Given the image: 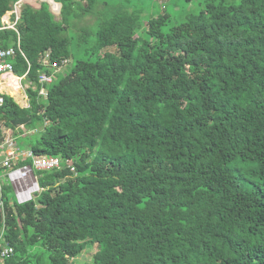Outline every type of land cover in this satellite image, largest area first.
Here are the masks:
<instances>
[{
    "label": "trees",
    "instance_id": "16d2710c",
    "mask_svg": "<svg viewBox=\"0 0 264 264\" xmlns=\"http://www.w3.org/2000/svg\"><path fill=\"white\" fill-rule=\"evenodd\" d=\"M55 1L0 29V142L61 162L4 186L0 264H264V0Z\"/></svg>",
    "mask_w": 264,
    "mask_h": 264
},
{
    "label": "built area",
    "instance_id": "2783aa9c",
    "mask_svg": "<svg viewBox=\"0 0 264 264\" xmlns=\"http://www.w3.org/2000/svg\"><path fill=\"white\" fill-rule=\"evenodd\" d=\"M16 21L11 24L2 25L0 29H15L14 25ZM17 50L20 51L19 45L16 47L0 48V77L4 73L14 72L12 59L16 55ZM47 59L48 53L45 54L44 64H46ZM55 66V62L51 63V67ZM39 81L50 83L52 76L45 71H41L39 73ZM3 91L0 88V105L3 103ZM0 150H3V153L0 155V206L4 204V186L10 187L17 204H24L32 200L35 194L41 191L36 171L53 170L59 168L61 163L60 158L57 156L38 155L28 146L20 147L12 137L0 142ZM12 254L13 247L5 239L4 231L2 230L0 232V261Z\"/></svg>",
    "mask_w": 264,
    "mask_h": 264
},
{
    "label": "crops",
    "instance_id": "0c3cea01",
    "mask_svg": "<svg viewBox=\"0 0 264 264\" xmlns=\"http://www.w3.org/2000/svg\"><path fill=\"white\" fill-rule=\"evenodd\" d=\"M19 2H17L16 1V3L14 2L12 5H11V9L9 10V12H7V13H5L3 16H2V18H1V22H2V25H6V24H11V23H13L14 21H16L18 18H19V16H20V13H21V10H22V7L24 6V5H29V6H31L32 8H34V9H40L42 6H44V5H42L43 3H45L46 4V6H47V9L54 15V12L50 9V5H51V3L48 1V0H18ZM42 1H44V2H42ZM36 5H38V7H35ZM8 76V75H11V76H13V78L15 77V78H18V79H22L23 78V76H17L16 74H15V72H12V73H4L1 77H0V87H1V85L2 84H4L5 83V81H6V79H5V76ZM21 77V78H20ZM15 78H14V81H15ZM16 82V81H15ZM12 87V86H11ZM1 89H3V88H1ZM4 91V93H6V94H8V95H10V96H12L11 94H9L8 93V90H6V88H4L3 89ZM26 95V94H25ZM15 98V97H14ZM22 101H23V99H21ZM19 105H20V103L17 101V100H15ZM26 102H28V99H27V101H24V103H26ZM22 104V103H21ZM22 106V105H21ZM22 107H25V106H22Z\"/></svg>",
    "mask_w": 264,
    "mask_h": 264
},
{
    "label": "rangeland",
    "instance_id": "374dc122",
    "mask_svg": "<svg viewBox=\"0 0 264 264\" xmlns=\"http://www.w3.org/2000/svg\"><path fill=\"white\" fill-rule=\"evenodd\" d=\"M38 1V0H37ZM50 3H51V5H50V9L54 12V19L55 20H57V21H59L60 19H61V14H60V3H57V2H55L54 0H48ZM42 2H44V1H42ZM81 2L82 3H84V0H81ZM35 7H38V5H36ZM7 12H9V11H7ZM6 12V13H7ZM90 21V15H88V16H86L83 20H82V23H84V24H87L88 22ZM56 68H58V66L56 67ZM13 78V77H12ZM21 78V77H20ZM12 80V79H11ZM16 80H17V82L15 83V86L13 87V88H15V90H16V92L18 93V94H20L19 96H20V99H23V101H21V102H19L20 103V105L19 106H27L28 104H27V102L26 103H24V101H27V96L25 95L26 93H25V90H26V88L28 87V85H29V83L28 82H26L25 81V79H24V77L20 80V79H18V78H16ZM17 86V87H16ZM43 91H44V93H45V90L43 89ZM9 93V92H8ZM4 94H6V93H4ZM9 94H11V93H9ZM12 95V97H13V99L15 100V95H13V94H11ZM22 97V98H21ZM22 103V104H21ZM40 132L39 131H37V130H31V131H29V133L28 134H30V136L29 137H27L26 138V141H27V143H30V142H32L34 139H35V137H37L38 136V134H39ZM11 137L12 136H8V137H6L5 139H8V138H10L11 139ZM3 153V150H0V155ZM83 258H85V256L83 255L82 256Z\"/></svg>",
    "mask_w": 264,
    "mask_h": 264
},
{
    "label": "bare ground",
    "instance_id": "6f19581e",
    "mask_svg": "<svg viewBox=\"0 0 264 264\" xmlns=\"http://www.w3.org/2000/svg\"><path fill=\"white\" fill-rule=\"evenodd\" d=\"M13 76H11V75H6L5 76V79H6V81H5V83L4 84H2L1 85V87L0 88H6V90H8V92L9 93H11V94H13V95H15V100H17L18 102H21L22 100L20 99V94H18L17 92H16V90H15V88H13L14 86H15V83L17 82V80H16V78H15V81H14V78H12ZM12 79V80H11ZM12 86V87H11ZM17 87V86H16ZM22 98V97H21Z\"/></svg>",
    "mask_w": 264,
    "mask_h": 264
},
{
    "label": "clouds",
    "instance_id": "9594fccd",
    "mask_svg": "<svg viewBox=\"0 0 264 264\" xmlns=\"http://www.w3.org/2000/svg\"><path fill=\"white\" fill-rule=\"evenodd\" d=\"M55 1V0H54ZM56 2V1H55ZM57 3H59V2H57ZM60 7H61V4H60ZM53 15V14H52ZM54 16V15H53ZM42 91V90H41ZM29 147V146H28Z\"/></svg>",
    "mask_w": 264,
    "mask_h": 264
}]
</instances>
